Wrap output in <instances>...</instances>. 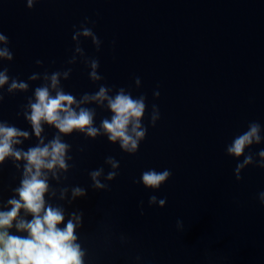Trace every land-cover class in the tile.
Segmentation results:
<instances>
[{"label":"water","instance_id":"water-1","mask_svg":"<svg viewBox=\"0 0 264 264\" xmlns=\"http://www.w3.org/2000/svg\"><path fill=\"white\" fill-rule=\"evenodd\" d=\"M84 26L99 38V51L91 37L73 39ZM0 33L9 39L0 48L13 53L0 59L10 77L0 87V124L29 134L13 145L17 150L40 143L26 114L34 90L50 84L45 75L60 72L59 87L77 101L101 84L109 95L122 87L147 97V134L135 153L102 130L95 138L74 131L62 135L70 146L66 170L46 172L45 206L63 210L59 227L80 217L75 234L84 264H264V168L257 155L264 149V0H37L31 9L27 0H0ZM92 59L99 60L100 81L89 76ZM12 78L28 89L9 92ZM81 106L95 109L96 127L112 116L106 102ZM253 121L262 140L245 149L254 162L238 179L243 157L227 147ZM43 128L47 144L58 130ZM26 163L12 156L0 162V211L19 200ZM100 169L105 188L91 177ZM150 169L171 175L149 188L142 173ZM109 172L116 173L111 180ZM75 188L84 195L74 197ZM18 219L32 216L21 210ZM15 223L10 234L27 237Z\"/></svg>","mask_w":264,"mask_h":264},{"label":"clouds","instance_id":"clouds-1","mask_svg":"<svg viewBox=\"0 0 264 264\" xmlns=\"http://www.w3.org/2000/svg\"><path fill=\"white\" fill-rule=\"evenodd\" d=\"M36 2L37 0H27V7L31 9ZM79 35L91 37L99 51L100 40L91 28L82 27L80 32L73 35V39ZM0 43L4 45L9 43L8 37L3 33H0ZM76 51L83 54L79 47ZM0 59H13L10 48H0ZM71 62H74V59ZM37 63L40 62L37 61ZM89 65L92 69L89 73L90 78L93 81L102 80L103 77L96 71L99 68V60L92 59ZM69 71L63 73L65 78L68 77ZM7 73V68L0 70V87L9 82L10 77ZM60 76V72H53L50 76L45 75V80L50 81V84L37 87L34 90V102L29 101L30 113L26 114V119L31 123L36 137L40 140L37 146L29 148L26 152L15 149L13 145L21 142L19 138H27L29 134L14 126L0 124V162L9 156L27 162L21 186L16 189L19 200L10 199L8 201L10 210L0 211V264H84L85 253L76 243L75 234L80 217L73 215L66 225L60 228L59 225L64 222L63 210L45 206L44 196L49 190L46 172L53 171L57 167L65 170L67 168L65 155L70 146L62 140V135H69L76 131L95 138L102 134V130L109 141H119L124 151L135 153L140 141L145 139L147 134V127L142 124V118L148 108L146 96L133 97L122 87L116 91L115 95H109L111 89L101 84L98 91L85 93L77 101L74 95L59 87ZM36 78L35 75L29 77L31 80ZM28 87L26 82L12 78L8 91L12 92L16 89L23 91ZM155 95L159 96V93ZM92 102L101 107L105 106L106 102L107 109L112 113L110 119L101 120L99 127L95 125V109L81 106ZM153 109L155 111L150 113V123L155 126V121L159 118L158 107L153 105ZM44 124L58 130V134L47 144L41 137ZM261 131V124L253 121L249 123L247 130L237 135L227 147L228 154L243 157L236 166L238 179L241 169L254 162L252 154H245V149L253 144L261 143ZM257 155L261 158L258 166L264 168V149L259 150ZM108 163L113 168L119 167V163L111 157L108 158ZM101 172L102 169L91 173L96 188L106 187L98 179ZM53 174L55 175L54 171ZM170 175L171 172L168 169L163 171L150 169L142 173V180L146 187L158 189ZM115 176V172H109L107 178L111 180ZM82 195H84L83 189H73L74 197ZM156 199L155 196L151 197L150 203L156 202ZM261 200L264 202V193L261 194ZM159 203L163 206L165 200L161 199ZM21 210L30 214L32 219L30 221L18 219ZM14 221L16 230L27 232V237L10 234Z\"/></svg>","mask_w":264,"mask_h":264}]
</instances>
